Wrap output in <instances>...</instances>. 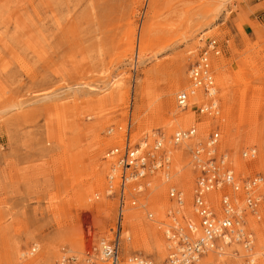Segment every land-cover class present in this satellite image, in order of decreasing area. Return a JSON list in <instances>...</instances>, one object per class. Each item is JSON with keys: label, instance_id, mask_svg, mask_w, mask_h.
<instances>
[{"label": "rangeland", "instance_id": "1", "mask_svg": "<svg viewBox=\"0 0 264 264\" xmlns=\"http://www.w3.org/2000/svg\"><path fill=\"white\" fill-rule=\"evenodd\" d=\"M148 2L0 0V264H13L15 257H54L52 264H109L100 257L87 260L83 253L88 242L111 238L118 199L106 192L110 162L105 154L124 145L128 126L130 145L162 138L163 149L170 153L168 177L173 184L168 186L183 191L184 183L191 203L197 171L190 150L213 131L219 133L217 155L225 154L237 174L259 173L264 178V0H154L151 9ZM211 38L221 46L212 63L218 115L201 117L187 109V126H163V89L178 67L181 86H188V68ZM222 72L229 75L224 90L218 81ZM145 78L143 119L135 124L136 87ZM180 90L175 89L174 104ZM225 91L233 103L229 131L221 124ZM246 114L255 120L239 118ZM201 123L208 124L197 139L196 134L187 143L172 145L175 131ZM249 148L256 150L254 159L242 157ZM95 164L102 184L88 201H106L109 214L99 225L95 208L81 202L92 189ZM175 177L180 180L173 182ZM163 179L160 172L148 175L135 205L124 211L123 221L127 211L135 215V228L122 221L121 235L128 232L130 241L125 251L121 240L122 258L137 254L147 264H164V225L170 223L168 212L181 206L168 197ZM261 193L260 219L248 217L256 264H264V241L259 239H264V182ZM153 227L161 252L151 236ZM233 249L235 255H224L225 260L244 264L246 252ZM207 253L189 264L202 261ZM213 258L217 264L219 257Z\"/></svg>", "mask_w": 264, "mask_h": 264}, {"label": "built area", "instance_id": "2", "mask_svg": "<svg viewBox=\"0 0 264 264\" xmlns=\"http://www.w3.org/2000/svg\"><path fill=\"white\" fill-rule=\"evenodd\" d=\"M220 54V44L213 38L208 39L188 68L189 90H180L175 95L177 108L183 111L190 109L201 117L214 118L218 115L219 92L212 63ZM126 133L128 136L124 145L114 146L105 154L110 162L106 192L118 199L116 223L114 229H110L111 238L87 243L83 253L87 260L100 257L109 264H147L137 254L122 258L120 246L123 213L129 205H135L136 195L148 185L144 181L148 175L160 172L165 180L168 179L170 153L163 149L160 136L152 142L145 138L140 143L130 145L129 126ZM196 133L194 125L179 129L171 135L170 142L174 146L180 145L192 139ZM218 138L219 133L213 131L204 143H198L190 150L191 163L197 171L191 203L194 217L189 215L187 218L179 210L168 212L170 223L164 225L163 230L168 244L164 264H189L206 252L217 251L223 254L224 247L232 245L246 252L244 264H256L252 254L253 232L249 229L248 217L260 219L264 178L259 173L246 177L237 174L225 154L217 155ZM255 156V148L242 152V157L254 159ZM129 185H133L132 194ZM167 195L176 205H183V191L169 185ZM87 232L89 230L86 229L85 233L89 236ZM34 250L32 248L31 252ZM232 251L237 252L236 249Z\"/></svg>", "mask_w": 264, "mask_h": 264}, {"label": "bare ground", "instance_id": "3", "mask_svg": "<svg viewBox=\"0 0 264 264\" xmlns=\"http://www.w3.org/2000/svg\"><path fill=\"white\" fill-rule=\"evenodd\" d=\"M154 5V0H149L148 2V7L151 9ZM128 36V49L132 50L133 47H134V40H133V30H130V32L127 34ZM139 40L141 39V34H139ZM238 74V77H239V74H240V71L237 72ZM236 74V75H237ZM148 78V76H147ZM237 78V77H236ZM182 68L181 67H178L177 70H176V73L172 76L171 78V84L164 88L163 89V92H162V99H161V109L164 111V114H165V119H163V122H164V125L163 126H167L169 129H173L176 127V124L178 125L179 122L183 123L185 126L188 125V122H189V119H190V114H189V110L188 111H185V112H182L180 111L178 108L175 107V104H174V92H175V89H182L183 91H188V86L186 87L185 85L181 86V80H182ZM229 80V75L225 72H222L218 81L219 83L223 86V90L227 87V81ZM216 83V81H215ZM146 84H147V80L146 78L144 79V81H142L137 87H136V96H137V99H138V104L135 106V113H134V123L135 124H139L142 122V119H143V109H142V101H143V98H144V90H145V87H146ZM223 101H224V106H225V109H224V117L221 119V124H223V126L225 127V129L227 131L230 130V126H231V123L233 122V119L231 118V108L233 106V103L231 101V98H229V93L227 91H225L223 93ZM219 106H220V101H219ZM256 106V102H251V107H255ZM243 107V106H242ZM239 118H243L245 119V121H254L255 120V116L254 115H243V116H239ZM207 124L208 123H201V124H198L199 127L197 126V131L199 130V133L197 132V136H196V139L200 136V133L202 132H205V128H207ZM195 126V125H194ZM196 127V126H195ZM187 129V128H185ZM181 130H184V128H182ZM203 134V133H202ZM251 137V141H255V137L256 135H253L251 134L250 135ZM112 138V137H111ZM111 143H114V141H111ZM183 143H187L186 141L183 142ZM218 143V141H217ZM198 144V143H197ZM216 149L218 150V147L216 146ZM237 167H241L240 165L236 164ZM244 167V165H243ZM91 178H92V189L90 191H88L87 193L84 194V196L81 197V202L89 207V208H95V210L97 211L96 215H95V223L96 224H102L104 223V221L107 220L109 214H108V207H107V202L102 200L100 201L99 203H93L92 201H88V196L95 190H97L101 184H102V176H101V173L99 171V168L97 166V164H95L93 167H91ZM163 185L164 186H167L168 187V184H173L172 183V179H171V176L170 178L168 177L167 180L163 179ZM180 180V177H175V179L173 180V182L175 181H178ZM185 182V180H184ZM157 188H161V184L160 183H157ZM160 185V186H158ZM183 194H184V201H183V205L181 206V212L184 213V215H186V217L188 218L189 215H191V217H194V214L191 210V202H190V191L188 189V186H185V184L183 183ZM130 187V185H129ZM165 188V187H164ZM163 189V187H162ZM129 191L132 193L131 189H129ZM26 195L28 197H30L31 195H29L28 193H26ZM209 195H212V194H209ZM35 198H39L37 196H35ZM131 210H129L130 212ZM135 215L133 214V212H130L125 214V217H124V221H123V225H128L131 229L135 228L131 223L133 219H134ZM252 225V224H251ZM152 231H151V236L155 242V244L157 245L159 251L161 252V247H160V241L158 240V238L156 237V230H155V227L151 228ZM165 229V228H164ZM163 229V230H164ZM71 241L75 240L74 238V230H72L71 232ZM129 238V234L128 232H125L121 235V239L123 241V249L125 251L128 250V247L129 244H130V241H128ZM140 238L141 240L143 241L144 244H146L145 242L147 241V238H146V235L144 233V231H140ZM259 239H260V242L262 243L264 241L263 239V236H259ZM236 247V245H232V246H227V248L224 247V250H223V253L224 254H219L217 253V251H211V252H208L205 257L203 258L202 261H199L197 264H212L214 262V256L216 257H219L216 261L217 264H230L227 260H225V257L224 255H231V256H234L235 254H233L234 252L232 251V249ZM225 250H231V251H225ZM229 256V257H231ZM15 257V259L17 261H14L13 264H49L48 262H50V264H52L51 262V259L54 258V257Z\"/></svg>", "mask_w": 264, "mask_h": 264}]
</instances>
